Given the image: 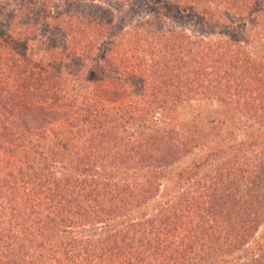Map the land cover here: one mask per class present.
I'll return each mask as SVG.
<instances>
[{
    "label": "trees",
    "instance_id": "16d2710c",
    "mask_svg": "<svg viewBox=\"0 0 264 264\" xmlns=\"http://www.w3.org/2000/svg\"><path fill=\"white\" fill-rule=\"evenodd\" d=\"M217 1L161 0L203 22L208 11L201 6ZM42 9L44 17L40 11L23 26L36 27L45 4ZM111 17L101 9L76 19L68 15L50 37H27L15 26L0 31V264H264V245L250 249L264 220V143L255 150L259 156L251 150L258 133L228 151L216 143L178 173L180 189L162 201L158 179L179 148L190 151L196 144L151 117L152 99L180 104L226 75L223 87L235 84L232 77L240 80L236 93L225 89L227 99L262 125L264 61L238 45L203 40L191 50L184 45L185 53L175 57L166 46L170 31L154 29L153 44L163 50L150 60L146 85L188 90L162 96L154 89L146 113L130 111L129 95L111 72L96 78L94 71L102 69L96 68L83 83L77 80L83 62L101 66L113 51V37L104 36ZM58 37L59 43L51 42ZM52 51L54 61L78 65L68 83L49 59ZM123 55L103 69L136 77L139 62ZM238 64L241 72L234 70ZM79 86L90 88L81 95ZM145 120L153 126L128 130ZM160 124L165 130L153 129Z\"/></svg>",
    "mask_w": 264,
    "mask_h": 264
},
{
    "label": "rangeland",
    "instance_id": "374dc122",
    "mask_svg": "<svg viewBox=\"0 0 264 264\" xmlns=\"http://www.w3.org/2000/svg\"><path fill=\"white\" fill-rule=\"evenodd\" d=\"M221 1L223 2L220 4L218 0L217 3L210 2L201 6V8L206 7L208 11L203 22L192 12H181L180 15L175 7L168 8L163 5L161 0H4L3 3L7 2L5 5L0 2V31H9L15 26L26 30L27 37L35 33H43L50 37L58 25H63L68 15H72L76 19L77 16L82 17L84 14L94 15L99 9L106 14L109 13L114 22L110 32H106L104 36L113 37L114 45L111 46L113 51H108L105 54V62H102L101 66L92 65L89 61L83 62L79 70L80 74L77 75L78 84L83 83V79L89 75L88 72L102 68L97 72L94 71L96 75L94 76L101 78L103 75H109L108 71L111 72V77L120 81L121 90L129 95L128 101H125L130 111L139 110L146 113V104L149 102L147 98L151 92H154V89L161 92L162 96L175 95L176 91L188 90L187 87H179L180 84L175 87H167V90H164L165 88L162 86L154 88L151 84L146 85L148 82L146 79L150 81V76L153 74L149 69L150 60L160 50H163V47L153 44L156 38L154 29H161V33L170 31L171 41L166 46L173 47L172 52L175 57L185 53L184 45H187L191 50L197 44H201L199 40H203L212 43L213 46H221L225 42L232 47L238 45L244 48L243 52L246 50L250 57L261 58L264 61V3L262 6L264 0H241L238 3H236L238 0ZM29 4L32 5V8ZM43 4L46 9L45 18L37 23L36 27L25 28L24 24L34 22L40 15V11L43 12ZM14 9L19 10L15 15ZM42 14L44 17V12ZM110 33L112 35H109ZM184 38L189 39L188 44L185 41L181 42ZM51 42L59 43V37L52 39ZM37 47L40 48L38 45ZM104 48L105 46L100 47V51L97 53L103 52ZM56 53V51H52L48 57L54 63L56 70L61 69V74L68 83L78 65L70 63L69 59H63L61 62L54 61ZM117 53H122L127 58L132 57L133 60L135 58V61L139 62L140 70L136 69L138 71L136 77H133L134 74L128 76V74L123 75L117 70L103 69L106 63L114 61ZM115 63L117 65V60ZM234 70L241 72L242 68L238 64ZM220 73V75L223 74L222 71ZM138 75L145 76V79H142L144 84ZM242 75H246V73H242ZM221 78L219 84L209 83L206 87L200 88L192 98L180 99L182 102L180 104L168 103L169 99L160 103L158 102L159 96L157 99H152L155 111L151 115L153 121L158 124L161 119L167 126L176 130L181 137L192 140L196 144L191 147L192 149L190 148V151L184 152L179 148L177 157L170 159V165L163 178L158 179V195L162 201L180 189L181 184L176 183L178 173L187 170L193 163L200 162L211 150V147H215L216 143H221L228 151L236 144L249 142L254 137L252 134L258 133L254 140L257 147L251 145L253 147L251 150L253 157L259 156V154L256 156L255 150L264 143V124L260 125L254 119L246 118L237 104L231 103L227 99L228 91L234 92L235 90V93L239 91L240 80H235L232 77L235 84L226 88L223 87L226 75ZM88 88L79 86L77 90L83 92L81 94L83 95L88 92ZM163 105L165 106L160 108ZM150 125L153 126L145 120V122L133 124L132 128L128 130L133 129L137 130V133H142L146 131V126ZM157 128L165 130L161 124L158 127H153V129ZM219 159L210 162L207 169L218 164ZM150 211L151 208L147 207L145 215ZM252 240L250 249L264 245V220L254 231Z\"/></svg>",
    "mask_w": 264,
    "mask_h": 264
}]
</instances>
